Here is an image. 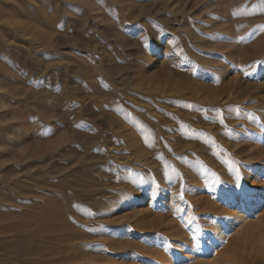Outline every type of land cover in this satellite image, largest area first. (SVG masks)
<instances>
[{
  "label": "rangeland",
  "instance_id": "374dc122",
  "mask_svg": "<svg viewBox=\"0 0 264 264\" xmlns=\"http://www.w3.org/2000/svg\"><path fill=\"white\" fill-rule=\"evenodd\" d=\"M224 211L264 249V0H0V264H243Z\"/></svg>",
  "mask_w": 264,
  "mask_h": 264
},
{
  "label": "bare ground",
  "instance_id": "6f19581e",
  "mask_svg": "<svg viewBox=\"0 0 264 264\" xmlns=\"http://www.w3.org/2000/svg\"><path fill=\"white\" fill-rule=\"evenodd\" d=\"M259 202H260V199H258L255 203H257V204H255L253 207H252V209H256V205H259ZM207 203V202H206ZM204 204V203H203ZM209 206H211V205H209ZM218 206V205H217ZM206 207V206H205ZM213 207V206H212ZM219 207V206H218ZM217 207V208H218ZM202 208V207H201ZM215 208H216V206H215ZM207 209V208H206ZM209 209V208H208ZM214 209V208H213ZM213 209H211L212 211H213ZM219 209H221V208H219ZM217 210V209H216ZM216 210H214V213L212 214H210V213H207V215L208 216H214V217H217V216H220L217 212L215 213V211ZM205 211V210H204ZM211 211V212H212ZM223 211V210H222ZM219 212V211H218ZM225 212V211H224ZM224 212H220V213H224ZM229 213H226V214H223V215H221V218H222V220H221V224L220 225H216V226H212V228L215 230V229H220V230H222V229H224V232H223V234L220 236V237H222L224 234H226V233H229V236H230V238H227V237H229V236H227L226 237V235H225V237L229 240V246H227V248L225 249V251H224V253L226 254V256H225V254L223 255V256H225V257H227V255L228 256H232V259L233 260H235V258L233 257L234 255H232V253L234 254V250L232 249V247L234 248V246H236V245H238V246H240V247H243V251H247V252H249V259L248 260H246L245 262H242L243 264H248L249 262L250 263H252V264H264L263 262H264V249H262L263 247L261 246V245H258V243H257V245L259 246V247H262V248H259V247H256L255 245L256 244H253L254 246H251V244H249V242H251L250 240L252 239L251 237H246L247 235H249L250 236V234H247V235H245V237H243L242 238V236H244L243 235V233H245V231H244V229L246 230V229H248V228H245V225L249 222L248 220H246V213L244 212V215H243V213H236V212H234V211H232L233 213H230L231 211H228ZM247 226V225H246ZM250 228V227H249ZM252 228V227H251ZM247 231V230H246ZM249 231H251V230H249ZM249 231H247V232H249ZM179 232V231H178ZM177 232V233H178ZM215 234V233H214ZM197 237H198V233H197V235H196ZM178 237H183V236H178ZM250 238V240H248ZM217 241H218V238H217V236H214V238L211 240V242L209 243V245H207L206 246V248H207V251L204 249V247H203V245H202V243L201 244H199L200 245V248L202 249V250H205V252L206 253H209L210 252V250H212V246L215 244V243H217ZM254 241H256V240H254ZM228 243H227V245H228ZM241 250H242V248H240ZM238 250V251H241V250ZM224 250V249H223ZM232 250V251H231ZM237 251V252H238ZM236 253V252H235ZM240 253V252H239ZM223 254V253H222ZM243 254V253H242ZM235 255H237V254H235ZM239 255V254H238ZM237 255V256H238ZM236 256V257H237ZM242 257H244V254L242 255ZM241 257V258H242ZM228 258V257H227ZM239 258V257H238ZM237 258V260H239L240 261V259H238ZM220 259H222V258H220ZM220 259H218L217 258V255L216 256H214L213 258H211V261L209 260V264H218L217 262H219L218 260H220ZM230 259V258H229ZM232 259H231V261H232ZM244 259V258H243ZM236 260V261H237ZM230 261V260H229ZM239 261H237V262H239ZM244 261V260H243ZM237 262H236V264H237ZM172 263H175L174 262V260H172ZM205 263V262H204ZM203 263V264H204ZM207 263V262H206ZM231 263V262H230ZM233 263H235L234 261H233Z\"/></svg>",
  "mask_w": 264,
  "mask_h": 264
}]
</instances>
